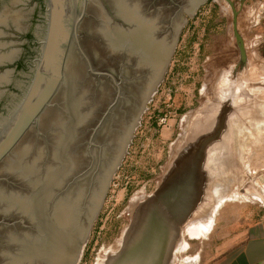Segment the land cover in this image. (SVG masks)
Returning <instances> with one entry per match:
<instances>
[{
	"label": "water",
	"instance_id": "obj_1",
	"mask_svg": "<svg viewBox=\"0 0 264 264\" xmlns=\"http://www.w3.org/2000/svg\"><path fill=\"white\" fill-rule=\"evenodd\" d=\"M206 1L47 0L43 9L41 0H0V264L79 263L182 30ZM232 7L244 60L239 12ZM27 33L41 41L35 56ZM120 52L137 55L140 71H125ZM21 62L25 68H19ZM215 108L217 131L200 140L173 173L176 159L167 175L173 186L162 184L155 195L163 192L162 197L138 209L119 257L98 264H164L176 222L180 218L179 239L200 209L209 181L208 152L223 142L234 115L224 103ZM108 117L115 120L105 130L109 145H90ZM72 145L82 151L76 161L64 155ZM176 191L181 199L192 198L183 217L178 211L179 217L171 215Z\"/></svg>",
	"mask_w": 264,
	"mask_h": 264
},
{
	"label": "rangeland",
	"instance_id": "obj_2",
	"mask_svg": "<svg viewBox=\"0 0 264 264\" xmlns=\"http://www.w3.org/2000/svg\"><path fill=\"white\" fill-rule=\"evenodd\" d=\"M232 4L241 18L238 30L246 47L244 60ZM244 6L243 0H207L188 18L165 79L142 115L78 264L118 258L138 209H147V203L162 197L163 192L155 197L162 184L173 186L174 179L168 180L172 174L167 175L176 159L173 173L200 140L217 131L215 107L222 103L234 115L229 117L223 142L208 152L207 192L200 209L182 227L180 238L173 235L164 264H237L251 241H256L255 256L260 259L264 248L259 242H264V41L254 37L257 21L245 20ZM210 107L215 108L213 112L207 110ZM178 193L173 192L172 215L179 217L178 211L183 217L192 198L183 196L186 203H181Z\"/></svg>",
	"mask_w": 264,
	"mask_h": 264
},
{
	"label": "flooded vegetation",
	"instance_id": "obj_3",
	"mask_svg": "<svg viewBox=\"0 0 264 264\" xmlns=\"http://www.w3.org/2000/svg\"><path fill=\"white\" fill-rule=\"evenodd\" d=\"M43 1H45L46 5H47V0H43ZM46 9H47V7H46ZM111 12H112V10H111ZM112 16H113L112 19L114 20L115 15L113 14V12H112ZM30 34H32V33H29V35ZM29 35H28V33L26 35V43L27 42L28 43L30 42L29 44H31V47H29V45H27L28 50L31 49V51H33V52H37V50H38V52H39L40 51V47H41V41L40 40H37V38L33 34H32L33 35V40H31ZM25 44L23 46H25ZM119 54H120V58L121 59H125V61H127L125 63L126 64L125 71L127 69H129V68H130V71L129 72L132 71L134 73V71H136V70L137 71L138 70L140 71V68H137V66H138V60H139L137 55L136 56H130V55H128V53H125V52H122V53L120 52ZM126 67H127V69H126ZM125 71H122L121 73L126 75V72ZM126 78L128 80H131L133 77H131V75H126ZM115 95H117V91H116V94ZM121 112H125V109H122ZM89 120H90V116L87 119V121H89ZM99 122H100V120H99ZM114 122H115L114 119H111V118L108 117L107 120H105V122H104L105 123V126H104V129L102 130L103 132L100 134V136H98V137H100V139L97 137L96 142H94V140H93V136L94 135H92V137H91L90 140L93 141V142H89V144L90 145H101L100 141H102L103 142V145H109V143L107 142V139H106L105 130L108 129V131H109L111 129V123H114ZM52 153L53 152L48 153V160L49 161H51V157L50 156H52ZM64 155H66V156L68 155L70 158H72L74 161H76V160H78L79 155H82V151H81V148L77 150V146L76 145H72V147H70L69 149H67L64 152Z\"/></svg>",
	"mask_w": 264,
	"mask_h": 264
},
{
	"label": "crops",
	"instance_id": "obj_4",
	"mask_svg": "<svg viewBox=\"0 0 264 264\" xmlns=\"http://www.w3.org/2000/svg\"><path fill=\"white\" fill-rule=\"evenodd\" d=\"M245 1V13L243 17L245 20H249L250 17H253V20L257 21L255 28H257L254 34V37H258L264 41V0H243ZM240 15V14H239ZM257 17V18H256ZM241 22V18H238ZM240 24V23H239ZM244 36V35H243ZM246 41V40H245ZM264 46H262V49ZM256 241H251L247 244L246 250L244 251L241 259L238 260L237 264H264V248L260 249V259H256L255 252L257 245ZM260 246H264L263 241H259Z\"/></svg>",
	"mask_w": 264,
	"mask_h": 264
},
{
	"label": "trees",
	"instance_id": "obj_5",
	"mask_svg": "<svg viewBox=\"0 0 264 264\" xmlns=\"http://www.w3.org/2000/svg\"><path fill=\"white\" fill-rule=\"evenodd\" d=\"M41 2H42V5H43V9H44V8H45V6H44V1L42 0ZM29 36H30V39L33 40V35L30 34ZM36 53H37V52H33V53H32L33 56H35ZM19 68H20V69H21V68H25V65L21 62V63L19 64Z\"/></svg>",
	"mask_w": 264,
	"mask_h": 264
},
{
	"label": "bare ground",
	"instance_id": "obj_6",
	"mask_svg": "<svg viewBox=\"0 0 264 264\" xmlns=\"http://www.w3.org/2000/svg\"><path fill=\"white\" fill-rule=\"evenodd\" d=\"M158 199H159V198H158ZM155 200H157V199H155ZM155 200H154V201H155ZM171 215H172V214H171ZM177 224H178V221L176 222L175 226L173 227V235L176 233V232H175V229H176V225H177ZM118 257H119V256H118Z\"/></svg>",
	"mask_w": 264,
	"mask_h": 264
}]
</instances>
